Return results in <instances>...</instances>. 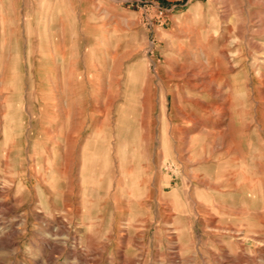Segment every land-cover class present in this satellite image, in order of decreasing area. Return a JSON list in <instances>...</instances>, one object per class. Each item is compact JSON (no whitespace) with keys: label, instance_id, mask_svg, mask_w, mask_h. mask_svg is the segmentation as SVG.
Returning a JSON list of instances; mask_svg holds the SVG:
<instances>
[{"label":"rangeland","instance_id":"obj_1","mask_svg":"<svg viewBox=\"0 0 264 264\" xmlns=\"http://www.w3.org/2000/svg\"><path fill=\"white\" fill-rule=\"evenodd\" d=\"M227 263L264 264V0H0V264Z\"/></svg>","mask_w":264,"mask_h":264},{"label":"bare ground","instance_id":"obj_2","mask_svg":"<svg viewBox=\"0 0 264 264\" xmlns=\"http://www.w3.org/2000/svg\"><path fill=\"white\" fill-rule=\"evenodd\" d=\"M199 71H200V70H199ZM190 72H191V71H190ZM195 74H196V73H195ZM200 77H201V76H200ZM198 78H199V77H198ZM187 79H188V78H187ZM184 81H185V80H184ZM193 81H194V80H193ZM196 81H197V80H196ZM201 84H202V85H205L206 82H203V81H202ZM189 85H190V86H196V83H194V84L192 83V84H189ZM214 104H215V103H214ZM217 104H218V103H217ZM188 105H189V104H188ZM206 105H207V104H206ZM206 105H205V106H206ZM189 106H190V105H189ZM183 107H184V106H183ZM203 107H204V106H203ZM219 107H220V106H219ZM189 113H190V112H189ZM184 116H187L188 119H189L190 121H191V120L194 121L193 117H191L190 114L188 115V114L184 113V114H183V117H184ZM193 116H194V115H193ZM202 118H203V117H202ZM205 120H206V119H205ZM200 122H202V120H201ZM207 122H208V121H207ZM196 123H197V122H196ZM204 128H205V127H204ZM204 128H203V129H204ZM179 129H180V128H179ZM180 130H181V129H180ZM190 141H191V140H190ZM143 185H144V184H143ZM137 186H138V185H137ZM139 186H140V185H139ZM142 187H143V186H142ZM143 189H144V187H143ZM131 195H132V194H131ZM146 195L148 196V194H146ZM146 195H145V196H146ZM147 196H146V198H147ZM59 230H60V229H59ZM57 233H58V232H57ZM57 233H56V234H57ZM52 236H53V235H52ZM62 238H63V237H62ZM62 238H61V239H62ZM54 239H56V238L54 237ZM227 264H228V263H227Z\"/></svg>","mask_w":264,"mask_h":264}]
</instances>
